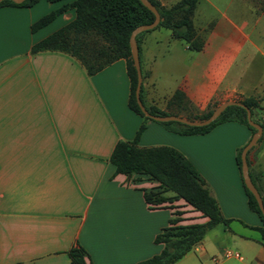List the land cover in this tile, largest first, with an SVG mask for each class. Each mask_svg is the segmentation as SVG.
Segmentation results:
<instances>
[{
  "label": "crops",
  "instance_id": "0c3cea01",
  "mask_svg": "<svg viewBox=\"0 0 264 264\" xmlns=\"http://www.w3.org/2000/svg\"><path fill=\"white\" fill-rule=\"evenodd\" d=\"M159 1L170 6L178 0ZM64 2L0 6V264H75L68 252L76 243L86 250L87 264H135L161 251L154 237L164 227L208 218L171 191L161 203L147 202L144 192L160 189L157 181L145 174L115 173L112 149L118 140L133 139L143 122L128 105L125 59L88 75L69 54L31 51L74 18L68 10L31 30L33 22ZM199 4L193 15L204 38L199 51L164 27L141 37L146 104L187 118L210 102L253 96L259 100L254 117L264 120V66H254L257 57L264 63V11L247 20L226 12L209 15ZM176 90L184 93L190 109L170 105ZM251 135L234 121L196 135L146 121L139 144L181 151L206 181L223 216L231 219L228 228L210 229L173 264H213L211 257L226 247L243 258L217 264H264V238L252 228L264 225L248 207L236 162L237 149ZM195 140L209 141L210 150H230V159L199 163L188 148ZM263 151L264 138L248 158L264 193Z\"/></svg>",
  "mask_w": 264,
  "mask_h": 264
},
{
  "label": "trees",
  "instance_id": "16d2710c",
  "mask_svg": "<svg viewBox=\"0 0 264 264\" xmlns=\"http://www.w3.org/2000/svg\"><path fill=\"white\" fill-rule=\"evenodd\" d=\"M37 1L24 0L16 3L12 0H3L0 2V6L30 7ZM47 1L50 3L65 2L33 22L31 24L32 31L47 25L59 14L68 10L74 11V18L34 43L31 47L32 52L53 50L69 54L83 66L88 75L100 71L119 58L126 61V70L130 80L128 105L143 118V122L137 129L133 139L118 140L112 149L109 160L115 167V173H122L126 176L145 174L160 185V189L144 192V198L147 202L161 203L165 200L164 193L171 191L208 218L202 223L173 224L164 227L154 237L155 243L162 244L161 251L135 263L173 264L193 249L210 229L219 224L223 225L224 228H228L231 219L223 216L220 206L211 194L206 181L194 164L181 151L168 145L141 146L139 144V137L146 128V121L152 119L142 113L135 98L137 72L131 56L129 38L131 31L136 26L151 23L154 20V14L140 0ZM149 1L155 5L160 14V21L156 27L170 29L173 37L182 40L191 50L199 51L202 48L204 38L198 33L193 22L194 11L199 0H178L170 6L162 5L159 0ZM147 31L149 30L136 36L138 45L141 37ZM140 98L151 114H178L147 105L143 97V85L141 86ZM237 101L244 103L250 109L252 119L262 126L263 133L257 143L260 142L264 138V120L254 117V109L259 107V100L250 96L237 99ZM173 104H176L181 110H188L191 107L189 100L180 90L173 93L170 105ZM217 104V102H210L204 111L191 113L187 118H206ZM231 121L244 124L250 129L251 134L256 130L248 123L246 109L240 105L227 106L213 122L203 126H191L178 121L156 122L165 129L177 134L196 135L208 133L217 125ZM243 146L236 151V162L239 170ZM253 148L254 146L247 153L248 165L250 164L248 156ZM249 172L264 204V193L257 185L251 171ZM243 187L249 209L260 217L264 225V216L254 195L244 184ZM252 228L258 230L264 238V226ZM68 254L75 264H87L85 261L87 252L80 244L76 243Z\"/></svg>",
  "mask_w": 264,
  "mask_h": 264
},
{
  "label": "water",
  "instance_id": "95a60500",
  "mask_svg": "<svg viewBox=\"0 0 264 264\" xmlns=\"http://www.w3.org/2000/svg\"><path fill=\"white\" fill-rule=\"evenodd\" d=\"M3 0H0V2ZM16 3H20L24 0H12ZM142 2L143 5H145L148 9H150L153 14H154V20L151 23L148 24H140L138 26H136L130 34V38H129V45H130V50H131V56L133 59V64L135 66L136 72H137V85H136V89H135V98L136 101L142 111V113L149 117L152 120L155 121H178L187 125H191V126H203V125H207L210 124L211 122H213L220 114L221 112L229 105H240L242 107H244L246 109V116H247V120L248 123L253 126L256 130L252 133L250 139L248 140V142L243 146L242 151H241V167H240V172H241V177H242V181L244 186L254 195L259 208L264 216V204H263V200L262 197L260 195V192L258 191L257 187L255 186V184L252 181V178L250 176V172H249V165H248V160H247V153L248 151L257 143L258 139L261 137L262 133H263V129L262 126L255 122L252 117H251V111L250 109L241 101H237V100H226L223 101L219 104H217L211 114L209 116H207L206 118L203 119H189L183 116H179V115H174V114H166V115H159V114H151L146 107L144 106V104L141 101L140 98V91H141V86H142V71H141V66H140V58H139V48H138V43L136 40V36L146 30H150L154 27H156L160 21V14L157 10V8L155 7V5H153L149 0H140Z\"/></svg>",
  "mask_w": 264,
  "mask_h": 264
},
{
  "label": "rangeland",
  "instance_id": "374dc122",
  "mask_svg": "<svg viewBox=\"0 0 264 264\" xmlns=\"http://www.w3.org/2000/svg\"><path fill=\"white\" fill-rule=\"evenodd\" d=\"M199 7L209 15L218 16L220 12H226L238 18L250 20L251 16L255 18L254 14L260 15V13L264 11V0H200ZM254 66H264V63H262L261 58H256V60L254 61ZM210 145V142L207 140H195L188 145V148L192 156L201 164L214 163L215 161L219 162L220 164H225V162L230 159V150L219 146L214 151L209 149ZM260 159L264 168V151L261 153ZM234 224L235 222L231 224L232 227L234 226ZM222 228L223 225L219 224L216 226L215 229L218 230Z\"/></svg>",
  "mask_w": 264,
  "mask_h": 264
},
{
  "label": "built area",
  "instance_id": "2783aa9c",
  "mask_svg": "<svg viewBox=\"0 0 264 264\" xmlns=\"http://www.w3.org/2000/svg\"><path fill=\"white\" fill-rule=\"evenodd\" d=\"M229 258L242 259L243 257H242V254L238 250L226 247L223 249V251L220 254L213 255L211 257V260L213 264H217L218 262L224 259H229Z\"/></svg>",
  "mask_w": 264,
  "mask_h": 264
}]
</instances>
